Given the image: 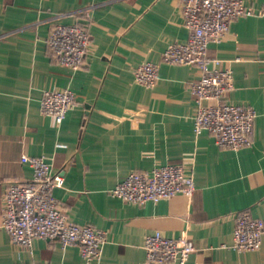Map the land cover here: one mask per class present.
Returning <instances> with one entry per match:
<instances>
[{
  "label": "crops",
  "instance_id": "crops-1",
  "mask_svg": "<svg viewBox=\"0 0 264 264\" xmlns=\"http://www.w3.org/2000/svg\"><path fill=\"white\" fill-rule=\"evenodd\" d=\"M74 22L90 36L77 69L56 63L46 45L54 23ZM187 34L180 0H0V264H147L144 238L156 230L194 244L187 264H264V231L255 250L232 247L238 211L264 221V14L235 18L207 47L219 60L211 66L232 72L227 101L256 112L251 144L239 149L194 133L189 83L198 70L161 59ZM145 61L158 63L152 86L134 77ZM53 88L76 96L60 123L40 112L43 91ZM21 154L43 157L62 176L53 194L70 221L106 232L98 260L53 239L34 238L28 248L10 240L2 195L10 181L32 176ZM171 162L192 174L191 196L136 204L110 194L130 171Z\"/></svg>",
  "mask_w": 264,
  "mask_h": 264
},
{
  "label": "built area",
  "instance_id": "built-area-1",
  "mask_svg": "<svg viewBox=\"0 0 264 264\" xmlns=\"http://www.w3.org/2000/svg\"><path fill=\"white\" fill-rule=\"evenodd\" d=\"M181 14L188 30L183 42H171L163 50L161 59L169 64L196 67L198 75L190 81L189 90L196 102L194 133L208 131L222 147L239 149L252 141L255 109L248 105L227 101L226 94L233 85L229 68L211 66L218 59L207 55L210 42L219 41L237 17L264 14V7L254 9L243 0H180ZM90 44L86 27L79 23H54L49 29L46 45L53 60L63 66L77 69L84 64ZM158 63L145 61L134 69L137 82L146 86L155 84ZM75 93L69 88L45 89L40 99V112L60 123L75 104ZM20 163L32 168L28 180L10 181L2 195V227L10 240L28 248L34 238H48L62 246L77 245L82 258L95 261L100 258L106 232L90 224H78L68 219L53 194V188L63 178L52 173L50 163L41 156L21 154ZM192 174L177 162L153 167L150 171L132 170L110 189L112 196L124 201L143 204L157 202L194 191ZM264 221L251 216L247 210L238 211L233 227L232 247L239 251L255 250L261 242ZM143 248L145 263L187 264L194 244L185 236L173 238L160 231L145 235ZM36 264V263H25Z\"/></svg>",
  "mask_w": 264,
  "mask_h": 264
}]
</instances>
